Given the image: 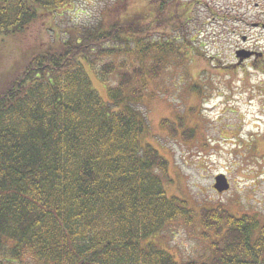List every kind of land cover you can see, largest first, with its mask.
Returning a JSON list of instances; mask_svg holds the SVG:
<instances>
[{
	"label": "trees",
	"instance_id": "trees-1",
	"mask_svg": "<svg viewBox=\"0 0 264 264\" xmlns=\"http://www.w3.org/2000/svg\"><path fill=\"white\" fill-rule=\"evenodd\" d=\"M146 1L108 28H70L0 69V264H264L262 214L196 212L165 190L168 161L148 139L145 94L187 56L186 44L139 37L172 2ZM71 2L0 0V51ZM88 68L105 82V97ZM179 218L199 219L206 259L178 261L157 243Z\"/></svg>",
	"mask_w": 264,
	"mask_h": 264
},
{
	"label": "rangeland",
	"instance_id": "rangeland-1",
	"mask_svg": "<svg viewBox=\"0 0 264 264\" xmlns=\"http://www.w3.org/2000/svg\"><path fill=\"white\" fill-rule=\"evenodd\" d=\"M125 1L72 0L56 19H35L20 39L3 42L0 69H7L23 49L58 35L66 38L70 28H108L147 5L146 0ZM180 4L189 15H182ZM164 10L139 37L172 35L186 44L181 51L187 56L175 57L148 83L145 94L148 139L168 161L165 190L185 199L196 212L221 207L235 215L264 216V0H172ZM175 14L181 15L169 19ZM88 72L105 97V82ZM164 118L175 134L161 126ZM218 174L229 183L221 193L213 188ZM200 224L199 219L192 224L175 219L156 241L178 261L204 260L209 240L201 235Z\"/></svg>",
	"mask_w": 264,
	"mask_h": 264
},
{
	"label": "water",
	"instance_id": "water-1",
	"mask_svg": "<svg viewBox=\"0 0 264 264\" xmlns=\"http://www.w3.org/2000/svg\"><path fill=\"white\" fill-rule=\"evenodd\" d=\"M242 55L241 52H237V55L239 56ZM245 55V54H244ZM213 188L217 191V192H224L226 190H228L229 188V183L227 181V178L223 175V174H218L215 176L214 178V184H213Z\"/></svg>",
	"mask_w": 264,
	"mask_h": 264
}]
</instances>
